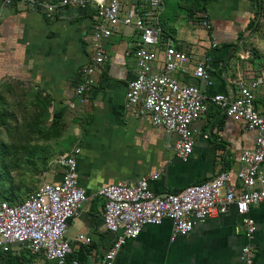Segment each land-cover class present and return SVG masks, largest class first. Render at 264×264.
Listing matches in <instances>:
<instances>
[{"label": "crops", "instance_id": "0c3cea01", "mask_svg": "<svg viewBox=\"0 0 264 264\" xmlns=\"http://www.w3.org/2000/svg\"><path fill=\"white\" fill-rule=\"evenodd\" d=\"M121 1L125 8L131 2ZM163 10L162 28L191 59L189 73L172 76L198 86L207 100L206 111L192 123L197 132L186 162L174 152L176 133L153 125L147 115L133 116L125 110L127 85L136 67V33L131 27L119 25L103 41L109 57L97 68L95 85L81 102L74 88L81 67L90 58L91 16L66 9L47 17L22 4L5 5L0 12V81L19 78L27 82L49 99L51 111L61 114L65 130L57 157L80 149L77 178L88 198L67 223L65 237L72 253L66 264L74 258L80 264H99L110 246L114 236L102 223L104 200L95 195L106 185L134 183L161 170L156 179L149 180V188L155 193H172L228 171L235 193L243 190L237 175L239 156L254 149L255 132L243 120L226 116L211 98L236 91L241 81L261 78L255 102L264 100V0H206L201 28ZM202 18L209 28L201 24ZM202 56L211 58L210 84L192 75L195 60ZM60 171H50L49 181L58 180ZM247 215L256 225L251 239L245 236L233 205L174 240L169 220L146 225L118 250L112 264H244L239 254L245 244L254 248L252 264H264V203L250 206ZM79 233L91 242L79 244L75 240ZM0 264L55 263L17 244L8 254H0Z\"/></svg>", "mask_w": 264, "mask_h": 264}, {"label": "built area", "instance_id": "2783aa9c", "mask_svg": "<svg viewBox=\"0 0 264 264\" xmlns=\"http://www.w3.org/2000/svg\"><path fill=\"white\" fill-rule=\"evenodd\" d=\"M6 5L22 4L48 16L73 9L91 16L93 32L90 41V58L79 72L74 94L84 102L95 85V73L107 59L103 41L119 25L131 27L136 33L135 75L128 82L124 107L133 116L147 115L155 126L176 133L174 152L186 162L192 154L196 129L192 123L207 109L203 91L188 82L172 76L189 73V54L177 47L164 33L160 16L161 0H131L125 8L121 0H5ZM201 24L209 28L202 18ZM212 47L216 43L211 44ZM211 58L195 60L192 75L211 82L207 70ZM261 78L241 81L230 94H215L211 102L226 116L243 120L255 132L254 149L239 156L241 167L238 178L243 190L236 194L230 184L228 171H221L212 179L191 184L172 193H155L149 180L159 172L142 176L134 183L119 181L97 190L103 198L102 223L113 234V240L99 264H112L118 250L127 240L139 235L146 225H158L169 220L171 240L187 235L195 225L203 223L217 213H224L233 205L240 216L245 236L252 238L255 221L247 215L250 206L264 203V100L255 102V90ZM207 137V134H204ZM75 148L55 159L60 177L42 181L21 202L11 204L0 197V254H8L14 245H21L48 262L66 264L72 253L71 242L65 237L68 221L78 214L88 196L77 178ZM75 240L86 245L91 238L79 233ZM254 248L245 244L239 254L244 264H252ZM70 264H80L74 258Z\"/></svg>", "mask_w": 264, "mask_h": 264}, {"label": "rangeland", "instance_id": "374dc122", "mask_svg": "<svg viewBox=\"0 0 264 264\" xmlns=\"http://www.w3.org/2000/svg\"><path fill=\"white\" fill-rule=\"evenodd\" d=\"M196 1L161 0L167 11L186 17L201 28L202 13ZM5 5V0H0V12ZM45 98L41 90L19 78L0 81V188L9 191L13 200L21 199L42 181H49L50 171L58 169L54 160L61 152L58 143L65 123L60 118L61 126L57 121L51 123L55 110L49 108L47 115ZM12 145L16 146L14 151ZM49 147L51 154L41 152Z\"/></svg>", "mask_w": 264, "mask_h": 264}, {"label": "trees", "instance_id": "16d2710c", "mask_svg": "<svg viewBox=\"0 0 264 264\" xmlns=\"http://www.w3.org/2000/svg\"><path fill=\"white\" fill-rule=\"evenodd\" d=\"M46 1H48V2H55V1H57V0H46ZM197 2V6H198V9L201 11V13H204V11H205V3H206V0H197L196 1ZM163 29V31H164V33L165 34H168L165 30H164V28H162ZM51 107V103H50V101H49V99L46 97L45 98V112L47 113V115H49V108ZM60 113L59 112H57V111H53V116H52V120H51V123L52 122H54V121H57V124H59L60 126H61V123H60V121H59V118H60ZM62 130V129H61ZM14 146V147H13ZM17 146H20V140H18V142H17ZM16 149V146L15 145H12V149H11V151H14ZM41 152H43V153H45V155H49V154H51L52 153V149H51V147H49V149H44V151H41ZM13 153V152H12ZM35 156H36V154H35ZM34 156V157H35ZM44 163H46L45 161H44ZM43 167H44V169H46V167H45V165H43ZM38 185H35L32 189H31V191H29L24 197H22L21 199H19V200H13V199H15L13 196H11L12 194L11 193H9V191H7V190H5V189H3V188H0V197L1 198H3V199H5V200H7L9 203H11V204H16V203H19V202H21L26 196H28L36 187H37ZM2 256V255H1ZM71 259V255H68V257H67V260L69 261Z\"/></svg>", "mask_w": 264, "mask_h": 264}]
</instances>
